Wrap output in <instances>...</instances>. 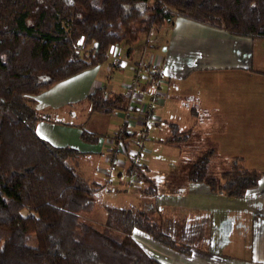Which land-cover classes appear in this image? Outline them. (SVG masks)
<instances>
[{"label": "trees", "instance_id": "1", "mask_svg": "<svg viewBox=\"0 0 264 264\" xmlns=\"http://www.w3.org/2000/svg\"><path fill=\"white\" fill-rule=\"evenodd\" d=\"M175 14L230 34L264 37V0H0V264H162L131 236L133 229L190 253L188 244L172 239L145 212L95 200L93 191L107 189L116 166L131 160L127 171L139 167L135 158L120 153L109 181L104 173L97 188L67 162L68 156L78 153L74 147L53 145L36 133L39 116L31 98L40 89L103 62L110 46L130 44L149 28L157 32ZM92 43L95 48L79 52L78 47ZM143 68L136 93L141 80L150 82L157 76L158 67ZM86 100L89 111L98 113L126 106L125 93L99 88ZM169 125L171 136L163 142L188 135L174 122ZM125 131L126 127L121 139L127 148ZM98 135L84 129L79 133L86 142ZM211 153L206 148L188 164L187 181L240 197L262 175L244 167L239 156L229 157L211 174L209 167H215L209 166ZM98 211L100 221L95 217Z\"/></svg>", "mask_w": 264, "mask_h": 264}, {"label": "crops", "instance_id": "2", "mask_svg": "<svg viewBox=\"0 0 264 264\" xmlns=\"http://www.w3.org/2000/svg\"><path fill=\"white\" fill-rule=\"evenodd\" d=\"M155 33L160 42L149 46L146 61L154 63L160 45L165 55L158 54L156 78L140 81L135 104L158 102L165 110L158 115L151 104L154 117L145 124L133 113L124 139L127 148H140L134 159L140 165L127 171L131 160L120 163L107 189H96L93 196L101 205L145 212L168 236L190 246V253L184 254L133 229L131 236L162 264H264V37L230 34L180 16ZM141 41L110 46L109 53L126 54L130 48L131 61L123 66L106 71L104 60L31 95L39 116L36 133L53 145L74 147L78 153L68 156L67 162L97 188L105 178L106 149L115 129L109 130L108 113L89 111L86 95L96 88L103 91L104 84L109 85L108 92L124 93ZM152 83L157 87L154 92ZM178 101L193 102L195 109L188 107V113H200L205 124L203 149H196L193 158L210 148V157L225 159L214 166L239 156L244 167L262 172L242 196H226L203 182L186 180L185 170L193 160L186 145L191 128L180 129L188 130L182 140L162 141L171 136V104ZM77 104L82 109L74 108ZM81 129L99 135L86 142L79 137ZM107 134L110 142L109 137L104 140ZM169 149L177 152L167 155ZM177 162L185 168L176 178L164 180L160 166L176 167Z\"/></svg>", "mask_w": 264, "mask_h": 264}, {"label": "rangeland", "instance_id": "3", "mask_svg": "<svg viewBox=\"0 0 264 264\" xmlns=\"http://www.w3.org/2000/svg\"><path fill=\"white\" fill-rule=\"evenodd\" d=\"M176 16L183 17V16L178 15V14H175V17ZM183 18H187V17H183ZM196 22H199V21H196ZM199 23H202V22H199ZM202 24H205V23H202ZM205 25H208V24H205ZM208 26H211V25H208ZM146 33H149V35H148L149 38L148 39L145 38V36L147 35ZM138 39H141L142 41L139 43V46H141V47L138 50L139 54H138V56H137V58L135 60H137L138 58L143 56V60L147 63L145 67L148 68V65L152 64V63L146 61L148 48H149V46L154 45V44H157V46H158L159 45L158 42H160V40L159 41L157 40L156 33L152 32V29H150V28L146 32L141 33L139 35V37L135 41H138ZM135 41H133V42H135ZM93 44L94 43L90 44L89 46L87 45L86 48L78 47L79 52H82L84 49L95 48V46ZM161 48H162V45H160L158 47L157 59H156L157 61L155 59L153 61L155 64L159 61L158 54L159 55L160 54L165 55V54H163L164 52H162ZM141 51H142V55H140ZM112 54H113V52L112 53L107 52L106 59H105L106 60V64H105L106 71L110 69V68L107 69V66L109 65V60H110ZM156 88L157 87L155 86V83H152L150 85V91L152 90L154 92L156 90ZM148 103H150V102H148ZM173 103L171 104L172 112H171V119L170 120L173 121L176 124L177 129L179 128L178 130L183 129V128L186 129L188 127L191 128L190 139H189V141L186 142V145H187V147H190L189 149L191 151V152H189V156L188 157L194 159L193 157H194V154L196 152V149H203L202 148V146H203L202 142H203V140L204 141L206 140L205 136L203 135V133L205 131V124L203 123V120H202V117H201L200 113H196L195 116H193V114H189L188 113V107L192 106L195 109L196 105L193 102L178 101L177 104L176 103L173 104ZM151 104L153 105L154 112L156 114H158V115H160V113L165 110V106L161 107L158 102L157 103L156 102L155 103H151ZM152 105H151V107H152ZM74 108H78V109L81 108L82 109V105L81 104L74 105ZM151 109L152 108H150V111H151L150 114L152 116L153 111ZM108 114L112 118V120L110 121V128H109L110 132H112L114 129H116L118 127V125H119V123L121 121V111L118 110V111L110 112ZM152 117H154V116H152ZM152 117H149V118H152ZM115 120H116V123H115ZM137 121L141 122L140 117L137 119ZM193 121H195L196 123H194ZM114 123H115V125H114ZM109 135L111 136V134H107L106 136H104V140L105 141L108 140ZM109 142H110V137H109ZM191 145L193 146L192 148H191ZM202 151H199L198 154H201ZM175 152H177L176 149H173V150L169 149L167 155L170 154L171 156H173ZM177 155H178V153H177ZM216 160L219 162V160L222 161V160H225V159L224 158H219L218 159L217 157H210L209 166H210V164L213 165L214 162L216 163ZM178 162L176 163V165H177L176 167H168V166H165V165L164 166H160V167H163V169L160 170L159 173H160L161 176H164V180L166 178H168V177H170V179L176 178L177 177V173L179 174V171H182V169L185 168L183 165L180 166L179 165L180 163L178 164ZM166 163H170V161H166ZM185 163L188 164V160H185ZM225 165H226V163H224L223 166H225ZM221 166H215V167L210 166L208 171L211 174H215V173H217L216 170H218V169L220 170ZM95 217H97L99 219V221H100L101 218H102L101 211L96 212ZM93 222L96 223V222H98V220H93Z\"/></svg>", "mask_w": 264, "mask_h": 264}, {"label": "built area", "instance_id": "4", "mask_svg": "<svg viewBox=\"0 0 264 264\" xmlns=\"http://www.w3.org/2000/svg\"><path fill=\"white\" fill-rule=\"evenodd\" d=\"M147 35L145 36L146 39L149 38V33H146ZM80 44V43H78ZM95 46V43L93 44ZM142 55V51L141 54ZM130 58L128 57L127 54H119V53H113L111 55V58L109 60V65L107 66V69H111L114 67H120L126 64L127 62H130ZM133 64V69H132V74L127 80L123 86H124V93L126 95V106L125 108L121 111V121L118 125V127L115 129L114 133L112 134V139L110 144L108 145L106 149V160L107 164L106 167L104 168V173L106 175L105 181H109V174L111 173V168L115 164H118L120 162V153L127 155L128 157L131 158H136L139 155V149L140 148H125L122 144V139L121 135L124 132V128L128 124V122L131 120L133 117L132 113L135 109L138 110V114L141 120H145L148 117H152L150 114V103L148 102H142L139 107L135 104V101L138 98V93H136L135 87L138 81L143 78L144 72H143V67L146 66V62L143 60V56L138 58L137 60H134L132 62ZM158 63H152L148 65V68L152 71H155L157 69ZM109 69V70H110ZM101 88L104 90V92H108L109 90V85L104 84L101 86ZM105 186V185H104Z\"/></svg>", "mask_w": 264, "mask_h": 264}]
</instances>
